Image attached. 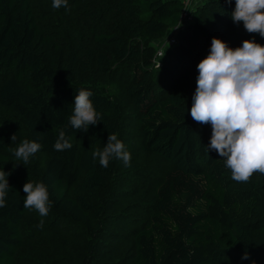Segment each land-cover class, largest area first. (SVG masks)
<instances>
[{
  "label": "trees",
  "instance_id": "16d2710c",
  "mask_svg": "<svg viewBox=\"0 0 264 264\" xmlns=\"http://www.w3.org/2000/svg\"><path fill=\"white\" fill-rule=\"evenodd\" d=\"M68 6L56 11L65 42L35 0H0V170L11 173L0 264H264V174L233 181L224 159L205 149L211 125L190 115L212 38L235 49L264 37L232 21L235 0H202L157 61L182 0ZM79 89L93 93L102 116L87 132L69 124ZM61 130L70 150L53 147ZM110 133L131 153L130 166L113 158L104 168L94 158ZM24 140L42 145L27 164L12 151ZM26 181L49 192V220L38 231L40 214L23 206ZM66 226L80 230L78 252Z\"/></svg>",
  "mask_w": 264,
  "mask_h": 264
},
{
  "label": "clouds",
  "instance_id": "9594fccd",
  "mask_svg": "<svg viewBox=\"0 0 264 264\" xmlns=\"http://www.w3.org/2000/svg\"><path fill=\"white\" fill-rule=\"evenodd\" d=\"M231 4L232 0H226ZM67 8V0H52V8ZM235 24L243 22L248 33L264 37V0H235L231 12ZM164 56V55H163ZM160 69V63H159ZM195 93L192 97L190 115L201 125H211L212 135L206 151H215L231 170V179L248 182L254 173L264 174V45L245 40L235 49L223 40L213 37L209 54L198 65ZM93 93L79 89L69 124L75 131L87 132L90 125L102 121L101 114L91 100ZM16 139L13 134L11 140ZM36 141L24 140L13 149L14 156L29 163L30 157L41 149ZM56 151L70 150L73 145L64 130L58 134L53 145ZM102 167L107 168L113 158L130 166L131 153L125 144L110 133L101 151L93 152ZM10 172L0 170V208L6 206L11 189L7 177ZM23 206L35 209L41 217L49 213V192L40 182H26ZM43 220L39 227H43ZM247 253L242 259H248ZM255 264V262H253Z\"/></svg>",
  "mask_w": 264,
  "mask_h": 264
},
{
  "label": "rangeland",
  "instance_id": "374dc122",
  "mask_svg": "<svg viewBox=\"0 0 264 264\" xmlns=\"http://www.w3.org/2000/svg\"><path fill=\"white\" fill-rule=\"evenodd\" d=\"M71 0H67V2H68V4H69V2H70ZM35 2H36V4H38V5H41V6H43L42 8H39V13L42 15V16H44V18L46 17V21L50 24V26L51 27H55V28H58L57 26H56V24H57V22H58V14H56V11H59L61 8H63V7H61V8H59V9H54V8H52V0H35ZM69 7V6H68ZM52 24V25H51ZM60 28V27H59ZM58 28V30H59V33L61 34V36L63 37V39L65 40V42L66 41H70V40H68V38H66L65 37V32H64V30H61V29H59ZM77 30V29H76ZM79 31V30H78ZM25 174L26 175H28V171H25ZM25 174L24 175H22V177L23 176H25ZM30 175V174H29ZM26 182H30V183H33V184H35V182L34 181H26ZM33 212L35 213V214H38V211L37 210H35V209H33ZM33 216H34V214H33ZM46 217V216H45ZM42 218V220L43 219H45V221H44V223L46 222V221H48L49 220V218H44V217H41ZM67 228H70L69 226H66ZM40 229V227H36L35 228V231H38ZM69 231L71 232L69 235H67L68 236V238L70 239V241H67L68 242V244H73V245H69V247H72L73 249H76V252H78L79 251V249L80 248H82L81 247V241H82V238L81 237H79L78 238V236H77V234L79 233V229H69ZM50 235H48V237H49ZM48 239H50L49 241H47V246L48 247H50V248H52L53 247V245L54 244H56L55 243V241H53V239H51V238H48ZM55 250V249H54ZM70 250V248H68V250H67V252ZM73 251V250H72ZM72 251H71V253H72ZM42 253V252H41ZM63 255H66V253L65 252H63L62 253ZM43 255V254H42ZM62 255V256H63ZM73 255H76L75 253L73 254ZM43 257L44 258H42L41 260H46V256H44L43 255ZM71 257V256H70ZM69 260V259H68ZM71 260L69 261V263L71 264Z\"/></svg>",
  "mask_w": 264,
  "mask_h": 264
},
{
  "label": "built area",
  "instance_id": "2783aa9c",
  "mask_svg": "<svg viewBox=\"0 0 264 264\" xmlns=\"http://www.w3.org/2000/svg\"><path fill=\"white\" fill-rule=\"evenodd\" d=\"M185 4L184 10L181 14V18L177 27H175L172 32L167 35L163 40L157 43L156 60L160 61L165 54V50L176 44V32L182 29L185 25L193 21L192 10L200 4L202 0H182Z\"/></svg>",
  "mask_w": 264,
  "mask_h": 264
}]
</instances>
